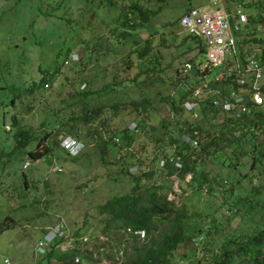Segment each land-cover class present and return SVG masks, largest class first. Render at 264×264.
Returning <instances> with one entry per match:
<instances>
[{
	"label": "trees",
	"instance_id": "16d2710c",
	"mask_svg": "<svg viewBox=\"0 0 264 264\" xmlns=\"http://www.w3.org/2000/svg\"><path fill=\"white\" fill-rule=\"evenodd\" d=\"M77 3V14L72 17ZM166 3L167 0H30L28 4L38 21L60 26L73 44L65 48L59 62L53 58L50 64L38 69L37 76L19 85L8 84L14 81L17 64V54L11 48L19 46L17 37L26 39L32 29L17 35L13 30L6 34L3 49L8 52L0 54V74L5 82H0V90L10 92L0 97V118L2 125L9 124V129L4 125L0 128V212L2 206L6 208L0 218V233L19 223L13 214L23 208L28 207L29 211L22 223L32 224L51 214L45 204V197L50 193L47 179L39 182L34 166L31 173L21 169L20 164L12 171L10 163L14 157L20 163L24 158L31 161L43 158L47 166L58 151H64L72 161L87 156L82 149L74 154L66 152L59 145L61 138L47 143L50 137L71 136L86 141L85 145L91 143L101 163L117 164L131 183L127 192L113 195L96 206V214L102 216L99 228L95 229L97 234H87L88 238L82 240L88 228H71L66 249L60 250L56 242H51L41 250H33L36 264H171L178 245L185 247L191 237L199 238L201 245L191 249L188 264H264V102L257 107L250 104V109L238 117L220 112L209 98L195 110L194 117L185 111L182 103L197 81L189 82V75L203 78L211 72L202 61L204 47L200 38L187 33L172 44L173 49L183 48L179 55L192 51L185 60L190 63V70L183 71L182 65L178 70L182 88L165 94L154 88L155 82L165 80L161 76L164 67L158 47L166 46L167 40L162 38L152 50V33L147 32V24ZM224 5L213 8L223 12H234L238 5L246 8L247 25L232 31L239 54H251L241 51L240 46L248 40L264 41L257 34L246 38L247 29L253 34L257 23L264 27L261 12L264 0H225ZM94 19L99 20L97 31ZM176 19L173 15L162 24L173 26ZM171 40L174 42L175 37ZM73 50L80 52V56L70 65L77 67L70 79L60 68L70 61ZM254 56L264 57V49ZM6 63L10 72L3 70H7ZM97 79L99 83L92 85ZM48 85L57 87L56 100L40 124L54 129H44L41 138L36 140L32 131L18 124L19 113L30 111L28 98L34 93L42 95ZM209 86L215 87V84L209 83ZM261 91L264 96V84ZM108 111L113 115L125 112L129 119L120 129L108 130L110 118L105 116ZM152 114L158 115L159 126L164 130L153 141L156 166L130 173L128 168L138 162L132 153V142L138 131L151 127ZM192 131L198 134L196 147L181 138L183 134L191 136ZM32 140L34 146L27 148ZM176 158L177 166L174 165ZM186 174L190 177L185 181ZM172 175L181 190L179 196L187 192L206 195L207 201L197 208L198 212L184 205L181 208L166 198L172 191L169 180ZM236 185L241 187L232 192ZM76 187L85 189L80 182ZM213 198H218V204L210 208ZM8 200L15 201V205L8 207L5 204ZM224 207V211L238 215L243 225L239 229L225 225L218 236L217 224L226 219L221 211ZM126 228L142 230L143 237L138 239L129 232L128 240L124 235ZM98 236L107 240L102 241ZM211 238L214 239L212 249L208 247ZM87 242L95 244L85 248ZM117 246L121 247L120 254ZM185 256L183 253L179 257Z\"/></svg>",
	"mask_w": 264,
	"mask_h": 264
},
{
	"label": "rangeland",
	"instance_id": "374dc122",
	"mask_svg": "<svg viewBox=\"0 0 264 264\" xmlns=\"http://www.w3.org/2000/svg\"><path fill=\"white\" fill-rule=\"evenodd\" d=\"M29 1L30 0H21L19 2L16 0H0V37L3 38V41L0 42V54H6L8 52L3 48H5L4 43L6 41V34H8L9 31L13 30L17 35L21 34L22 30H26L28 28L30 30L32 29L31 33H29L30 31L27 33L26 39L21 40L20 37H17L16 42L19 46L11 48V50H14L17 54V56H15L17 64L13 71L14 81H10L8 84L12 83L19 85L24 83V81L28 80L30 77L37 76L39 68H43L47 64H50L53 58L57 59L56 61L59 62L65 48L73 44L69 35H66L60 26H54L53 24L52 27L50 24H42V22H39L34 15L32 10L33 7L28 4ZM244 1L247 2V0ZM219 4L222 5V7L225 6V0H167V3L163 8L164 10L162 9L148 22L147 32L152 33V50H155L154 46L159 44L162 38L167 40V42H164L166 46L163 47L159 45L158 47L160 61L164 67L162 69L161 76L165 80L162 83L155 82L156 85L154 88L158 89L161 94L169 92L173 93L174 91H178L182 88V82H179L182 75L178 72V70H180V66L183 62H185L187 55L192 52L189 51L185 55H179L183 51V48L177 47L176 49H173L172 46V44L177 43L182 36L185 35V32H183L178 25V18L180 14L188 7L207 5L213 8L214 5ZM78 5L79 4L77 3L75 9L73 8L71 13L72 17L76 16ZM242 8L244 9L243 6ZM245 12L247 16V11ZM173 15L174 19L177 17L176 23L173 26L168 27L162 24L168 19V17ZM35 20L37 21L35 22ZM34 22L35 24L31 28ZM93 24L97 31L99 20L94 19ZM256 25L261 27L260 30L254 31L253 34L249 33L246 35V38L256 34V37H264V27L260 23H257ZM172 37H175L174 42L171 40ZM37 42L38 45L36 46L35 43ZM240 47L242 49L241 51L258 55L264 49V41L248 40L243 42ZM72 52L73 53L69 57L70 61L65 62L60 68V72H64V74L70 79L74 77V72L77 70V67L70 65L75 63L80 56V52L77 53L74 50ZM57 53L58 56H55ZM5 67H7V70H3L8 72L11 71V69H8L9 65L7 63L5 64ZM93 72L94 69H92L91 73ZM197 78V76L191 77L190 75L188 77L189 82H193L194 80H197ZM0 82H5L2 74H0ZM98 83L99 79L93 81L92 85H97ZM176 83L179 84L176 85ZM197 83L199 84V82ZM186 85L187 84H184L185 89L187 87ZM57 90L56 86L50 87L48 85L44 88L42 95H37L36 93L32 94V96L28 98L31 108L30 111H21L19 113L21 118L19 119L18 124L21 127L32 131L36 136V140L41 138L43 131H48L51 128L54 129V127L50 128V126L42 127L40 122L44 115L48 113L49 107L54 104ZM6 92H10V90H0V97H4ZM8 95L10 94L8 93ZM105 116L110 118L108 130H112L113 128L120 129L124 125V121L129 119V116H125V112L121 111L114 115L108 111L105 113ZM158 120V115L152 114V117L150 118L151 127L147 126L144 130L138 131V134L134 137L131 148L134 158L136 161L138 160V162H136V165L134 166L131 165L128 168V172L137 174L143 170H148L151 167L154 168L156 166V162L153 161V148L155 149L153 141L157 135H161L160 133L164 131L159 126ZM3 125L4 128L9 129L8 123H3ZM3 125L0 118V128H2ZM130 126H132V123ZM172 134L178 135L175 132H172ZM1 136L2 134L0 132V137ZM52 139H59V135L50 137L46 142L50 143ZM82 143L84 144L81 151L82 153H87V156H80L75 161L68 159L66 156L67 154L64 151H58L57 156L53 154L51 158L54 160H51V164L47 166H45L43 158L32 161L29 158H24L21 163L18 157H14L11 160L10 168L12 171L13 169H17L20 164L21 169H25V172L31 173L33 171L32 166H34L36 167L35 172L39 174V182L43 179H47L50 193L45 197V204L51 214L48 217H44L42 220L31 224L22 223L25 222L22 219L24 214L29 211L28 207L15 212L13 216L17 223H19L13 228L4 230L0 233V264H36L37 258L36 256H33V245L36 241L38 243V240L43 235V230H46L55 222L56 219H58V221L61 222L65 228H67L66 233L70 231L71 228H88V231L82 240L88 238L87 234H97L98 231L95 229L99 228L102 216H98L96 214V206L103 203L113 195H119L129 190L131 183L126 178V175L119 171L118 165L101 163L98 157H96L97 152L95 148L92 147V144L89 143L85 145L86 141H83ZM33 146L34 141L32 140V142L27 145V148H31ZM163 147L165 146L163 145ZM159 151L160 150H155L156 153ZM154 158L156 159V157ZM43 167L45 168L43 169ZM55 176L57 178H55ZM187 177L190 176L187 175L186 178ZM170 180L172 191L168 192L166 197L168 199H172L181 208H183L182 205H184L188 206V208H192L191 210L198 212L197 208L202 207V205L207 201L205 197L206 195L202 192L200 194L187 192L183 193L182 196H179L181 190L177 187V181L172 177ZM79 182L85 185V189L83 188V190H81L79 187H76ZM242 186L244 185L242 184ZM240 187V185H236L232 192L238 191ZM185 197H187V199H185ZM5 204L8 207L14 206L15 201L8 200ZM217 204L218 198L211 199L210 208L217 206ZM3 210H6V208L2 206L0 218L3 216ZM224 210L225 207L222 208L221 211L222 215H224L226 219L224 218L223 222H218L217 224L216 230L218 236H220L221 229H223L225 225L227 227L236 226L237 229L243 225L238 215H232L230 212ZM216 216H218L217 213ZM252 226H254V224L250 227ZM62 229L64 228L62 227ZM104 238L105 237L100 240H104ZM67 240H69V238L57 242V246L60 250L67 248V243L65 242ZM199 240V238L191 237L189 238V243H187L185 247L181 244L178 245L179 248L174 252L175 255L171 264H188V262H191L190 251L195 246L201 245ZM213 241L214 239L211 238L208 245L210 249H212ZM95 242L92 244H95ZM92 244L87 242L84 247H92ZM183 253L186 256L184 258H180L179 256ZM100 264L107 263L102 262Z\"/></svg>",
	"mask_w": 264,
	"mask_h": 264
},
{
	"label": "built area",
	"instance_id": "2783aa9c",
	"mask_svg": "<svg viewBox=\"0 0 264 264\" xmlns=\"http://www.w3.org/2000/svg\"><path fill=\"white\" fill-rule=\"evenodd\" d=\"M261 12L264 15V8ZM246 23V14L240 6L234 12L207 7L190 8L181 15L179 24L183 30L201 38L204 47L202 61L212 71L192 88L190 100L184 104L186 109H195L209 98L214 107L231 117H238L249 110L250 104L260 105L264 102L261 91L264 84V57L258 59L252 55H239L232 31L243 28ZM259 28L256 25L254 29ZM189 68V63L183 64V71ZM209 83H223V87L215 88ZM196 135L193 131L191 136L184 134L181 138L195 147ZM174 165H178L177 158ZM55 232L58 236L64 235L59 225L55 226ZM134 233L139 237L143 235L141 230H135Z\"/></svg>",
	"mask_w": 264,
	"mask_h": 264
},
{
	"label": "clouds",
	"instance_id": "9594fccd",
	"mask_svg": "<svg viewBox=\"0 0 264 264\" xmlns=\"http://www.w3.org/2000/svg\"><path fill=\"white\" fill-rule=\"evenodd\" d=\"M238 6H240V5H238ZM198 7H207V8H211V6H207V5H205V6H197V7H188L185 11H187L188 9H190V8H198ZM241 9H242V11L246 14V12L244 11V9L242 8V7H240ZM211 9H216V8H211ZM184 11V12H185ZM183 12V13H184ZM183 13H181L180 14V16H179V18H178V25H179V27L183 30V28L180 26V24H179V19H180V17H181V15L183 14ZM246 18H247V16H246ZM246 25H247V23H246ZM245 25V26H246ZM256 26V25H255ZM255 28V27H254ZM261 28V27H260ZM260 28H259V30H260ZM248 30V29H247ZM254 31H258V30H255L254 29ZM183 32H185V33H187L186 31H184L183 30ZM248 33H250V30H248ZM188 34V33H187ZM188 35H191V34H188ZM200 38V37H199ZM200 40H201V38H200ZM237 46V45H236ZM237 50H238V47H237ZM238 53H239V51H238ZM240 55V54H239ZM245 55H248V56H251L252 54H245ZM244 55V56H245ZM253 57H255L254 55H252ZM241 57H243V56H241ZM184 63H188V62H184ZM183 63V64H184ZM183 64H182V67H183ZM190 64V63H189ZM190 68H191V65H190ZM190 68L187 70V71H189L190 70ZM198 78H197V81L194 83L195 84V86L198 84L197 82H199L200 83V81H202L203 80V78H201L199 75L197 76ZM215 84V88H216V86L218 87V88H222L223 87V83H214ZM192 90V89H191ZM191 92V91H190ZM264 97V96H263ZM190 100V94H189V97H188V99L187 100H185L183 103H182V108L185 110V111H187V112H189L190 114H191V116H195L197 113H196V109L197 108H199V105L197 106V108H195V109H193V108H191V109H186L185 107H184V104L186 103V102H188ZM263 104V103H262ZM262 104H260V105H262ZM212 105V104H211ZM213 106V105H212ZM257 106H259V105H255L254 107H257ZM214 107V106H213ZM214 108H217V107H214ZM220 112H223L224 114H226L224 111H222L220 108H217ZM250 109V108H249ZM227 115V114H226ZM227 116H229V115H227ZM193 132V131H192ZM196 132V131H195ZM184 135V134H183ZM197 137H198V134H197ZM59 138H61L60 139V142H59V145L63 148V149H65L66 150V152H69V153H71V154H74L77 150H81V149H83L82 148V146H83V143L80 141V140H78V139H75L74 137H71V136H65V137H61V135H59ZM193 147V146H192ZM196 147V146H195ZM171 153V151H169V153L167 154L168 156H169V154ZM54 159L52 158V161H53ZM27 164H28V162H27ZM159 165H161L160 164V160H159ZM58 170H59V168H58ZM187 175H189V174H186L185 175V180H187L189 177H187L186 178V176ZM175 178V176L174 175H172V176H170V178ZM170 178H169V180H170ZM175 180H176V178H175ZM171 181V180H170ZM177 181V180H176ZM167 195H168V193H167ZM167 198V197H166ZM168 199V198H167ZM58 221V220H57ZM57 221H55L53 224H51L46 230H43V232H42V236H41V238L38 240V243H37V241L35 242V244L33 245V250H41L44 246H48L49 245V243H51V242H56V246L58 245L57 244V242H59V241H62V240H64V239H66V238H69V240H67V241H65L66 243H67V246L69 245V241H70V239H71V237H69L68 236V232L66 233V229H63L64 230V235H62V236H58L57 235V233L55 232V226L56 225H59L60 227H63V228H65L64 227V225L61 223V222H57ZM135 230H140V229H135ZM135 230H132V231H130L129 230V228H126L125 229V231H124V235L128 238V240L130 239V236H129V232H131L133 235H135V236H137V238L138 239H141L142 237H143V235H142V237H139L138 235H136L135 233H134V231ZM142 231V230H141ZM143 232V231H142ZM99 237H101V238H99ZM98 238L99 239H102L103 237L102 236H98ZM104 240H107L106 239V237L104 238ZM104 240H102V241H104ZM37 243V244H36ZM128 243H129V241H128ZM58 247V246H57ZM117 249H118V254H120L121 253V247L120 246H117L116 247ZM66 249V248H65Z\"/></svg>",
	"mask_w": 264,
	"mask_h": 264
}]
</instances>
